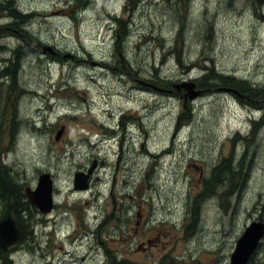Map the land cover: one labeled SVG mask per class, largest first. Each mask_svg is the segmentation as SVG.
I'll use <instances>...</instances> for the list:
<instances>
[{
	"label": "rangeland",
	"instance_id": "1",
	"mask_svg": "<svg viewBox=\"0 0 264 264\" xmlns=\"http://www.w3.org/2000/svg\"><path fill=\"white\" fill-rule=\"evenodd\" d=\"M15 4L31 14L25 38L37 52L21 62L24 121L2 159L31 189L49 173L54 199L15 264H228L244 227L264 218V126L246 145L264 112V0ZM181 22L188 73L165 50ZM10 31L0 66L20 42ZM207 56L219 77L211 89L196 82ZM190 81L205 91L190 97ZM230 155L246 178L216 179L201 195ZM91 165L87 186L74 188Z\"/></svg>",
	"mask_w": 264,
	"mask_h": 264
},
{
	"label": "trees",
	"instance_id": "2",
	"mask_svg": "<svg viewBox=\"0 0 264 264\" xmlns=\"http://www.w3.org/2000/svg\"><path fill=\"white\" fill-rule=\"evenodd\" d=\"M15 5V0H0V18L4 20V22L0 24V37H7L6 34L11 35L10 29L12 28L16 29L19 33L16 35L20 36V42L15 47L11 48L9 56L6 57L3 65L0 66V264H15L12 257L13 253L19 248L27 246L29 243L34 245L36 237L35 226L43 223L42 214L27 200L25 195L26 186L17 180V171L6 164L2 159L3 150L6 148L3 144L5 139L8 138L13 144L18 133L19 125L21 123L23 124L24 121L19 117L17 104L18 99L25 93V90L19 85V74L22 68L21 62L24 57H33L37 52L27 45L25 38L30 37L28 29L26 28V23L29 21L28 18L31 14L20 11ZM75 7L79 10L84 6ZM74 12L76 13V9ZM115 21L116 24L120 26L121 19L116 18ZM182 25V22L178 24L176 33L173 36V43L165 50L168 52L167 55L169 56L174 54L173 59L176 64L183 69L184 73H188V70L191 69L192 66H196V64L183 61L182 52H184L185 40L182 34ZM127 36V33H125L122 39L125 40ZM209 38L210 37L207 39ZM16 40L19 41L18 38H16ZM37 45L39 44L37 43ZM0 47H3V45L0 44ZM116 51L118 52L117 49ZM119 55L121 56L120 53ZM213 66L214 63L210 56L203 57L202 63L197 66L202 73L196 81L199 87H208V89L213 88L206 84L218 77ZM226 79L228 80V78ZM193 85L194 88L198 86L194 82ZM197 90L200 93L205 91L199 88ZM184 123L185 121L181 120V124L183 125ZM256 123L258 124L255 125ZM251 124V126H253L249 133L251 138L246 145L249 143L251 145V141L254 138L252 136H256L255 133L257 130L264 126V113L261 114L258 120L252 121ZM231 162L232 157L230 155L228 160H223L224 166L217 165L210 170V176H207L208 178L205 177L203 181V185H206V188L204 187V191L201 195L215 193V189L210 186V184L216 179H220L218 184L219 187H221V184L225 183L224 177H226L229 185L233 181V176L237 177V175H242L243 179L246 178V176L244 177L246 173L240 174V171L236 170ZM222 168L224 169L222 170ZM234 183L235 181L231 183L232 186ZM219 193L225 195L228 193V190H221ZM192 219L193 221L195 220L193 217ZM185 229H188L189 234L193 231L189 223ZM93 232L95 231L90 232V234H93ZM113 262L116 261L114 260ZM168 264L174 263L171 261ZM247 264H264V254L262 258L256 259L254 252Z\"/></svg>",
	"mask_w": 264,
	"mask_h": 264
},
{
	"label": "water",
	"instance_id": "3",
	"mask_svg": "<svg viewBox=\"0 0 264 264\" xmlns=\"http://www.w3.org/2000/svg\"><path fill=\"white\" fill-rule=\"evenodd\" d=\"M187 89L193 87V83L183 82L181 86ZM190 91V90H189ZM190 97L199 94V91L191 90ZM91 165L87 172H75L72 181L74 188H85L87 186L86 179L88 173L92 169ZM51 179L49 173H41L36 181L33 189L26 187L25 195L29 203L36 207V209L45 214L52 209L53 198L51 193ZM264 233V224L261 221H252L244 227L241 235L236 239L233 251L229 255L228 264H247L249 257L256 248Z\"/></svg>",
	"mask_w": 264,
	"mask_h": 264
},
{
	"label": "flooded vegetation",
	"instance_id": "4",
	"mask_svg": "<svg viewBox=\"0 0 264 264\" xmlns=\"http://www.w3.org/2000/svg\"><path fill=\"white\" fill-rule=\"evenodd\" d=\"M231 93H236V91L231 92ZM235 95H238V94H235ZM87 170H88V169H87ZM87 170H86V172H87ZM90 172H91V170H90ZM90 172L88 173L89 175H88V177H87V179H86L87 184L89 183ZM84 173H85V172H84ZM257 219H259V220H260L261 222H263V224H264V218H263V217L258 216ZM263 234H264V233H263ZM257 246H258V245H257ZM257 246H256V248H257ZM256 248H255V250H256ZM255 250L252 252L253 254H254ZM253 254H252V255H253Z\"/></svg>",
	"mask_w": 264,
	"mask_h": 264
}]
</instances>
